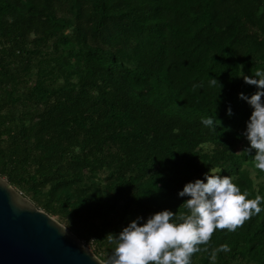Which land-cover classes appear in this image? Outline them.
Instances as JSON below:
<instances>
[{
  "label": "trees",
  "instance_id": "trees-1",
  "mask_svg": "<svg viewBox=\"0 0 264 264\" xmlns=\"http://www.w3.org/2000/svg\"><path fill=\"white\" fill-rule=\"evenodd\" d=\"M260 68L264 0H0V177L106 264L108 234L184 211L209 171L264 195L239 98ZM199 247L192 264H264V211Z\"/></svg>",
  "mask_w": 264,
  "mask_h": 264
},
{
  "label": "clouds",
  "instance_id": "clouds-1",
  "mask_svg": "<svg viewBox=\"0 0 264 264\" xmlns=\"http://www.w3.org/2000/svg\"><path fill=\"white\" fill-rule=\"evenodd\" d=\"M239 77L257 87L250 97L239 93V98L252 109L242 135L250 146L245 152L255 150V167L264 171V68L257 69L254 76L240 70ZM210 82L220 85L215 78H210ZM227 111L232 115L230 107ZM216 121V117L202 118L203 125L214 130ZM177 195L188 197L182 204L184 211L174 213L165 209L150 215L146 221L137 217L118 235L108 234L115 248L106 264H192L193 254L201 250L199 245L207 243L217 229L235 231L253 215L264 211V195L249 198L250 193L242 191L232 176L210 171L204 174V179L187 182ZM220 250L229 251V245L223 244L215 251Z\"/></svg>",
  "mask_w": 264,
  "mask_h": 264
},
{
  "label": "water",
  "instance_id": "water-1",
  "mask_svg": "<svg viewBox=\"0 0 264 264\" xmlns=\"http://www.w3.org/2000/svg\"><path fill=\"white\" fill-rule=\"evenodd\" d=\"M0 264L105 263L0 177Z\"/></svg>",
  "mask_w": 264,
  "mask_h": 264
},
{
  "label": "rangeland",
  "instance_id": "rangeland-1",
  "mask_svg": "<svg viewBox=\"0 0 264 264\" xmlns=\"http://www.w3.org/2000/svg\"><path fill=\"white\" fill-rule=\"evenodd\" d=\"M243 149H244V146L240 145V146L234 148V151H235V153L240 154L243 151ZM53 218L56 221H58V219L56 217H53ZM81 245L83 247H85L86 249L92 251V252L95 250L94 246L90 242L88 243V242L81 241Z\"/></svg>",
  "mask_w": 264,
  "mask_h": 264
}]
</instances>
